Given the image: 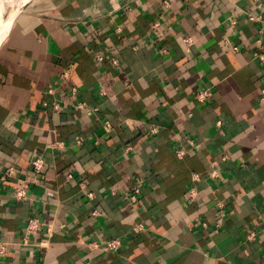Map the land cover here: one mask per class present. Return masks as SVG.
I'll list each match as a JSON object with an SVG mask.
<instances>
[{"label":"crops","instance_id":"crops-1","mask_svg":"<svg viewBox=\"0 0 264 264\" xmlns=\"http://www.w3.org/2000/svg\"><path fill=\"white\" fill-rule=\"evenodd\" d=\"M30 2L0 44V264H264V0Z\"/></svg>","mask_w":264,"mask_h":264},{"label":"built area","instance_id":"built-area-1","mask_svg":"<svg viewBox=\"0 0 264 264\" xmlns=\"http://www.w3.org/2000/svg\"><path fill=\"white\" fill-rule=\"evenodd\" d=\"M248 19L250 21H253V22H258V21H262V16L261 15H252V14H249L248 15ZM233 23H235V21H233ZM186 43L190 44L192 41L191 39H186L185 40ZM259 44L262 45L263 44V41L261 39L258 40ZM237 49V48H235ZM99 60H102L103 57L100 55L98 56ZM261 58L264 60V54L261 56ZM113 64L114 65H118L117 61L116 60H113ZM63 79H68L69 77V71H65L62 75ZM205 96H200V99L203 100ZM156 128L153 127L151 129L152 132H156ZM63 145V144H61ZM178 154L180 156H183L185 154V151L183 150H180L178 151ZM44 165H45V161L42 157H36L33 159L32 161V166H33V172L36 174V175H40L43 173V170H44ZM18 175V172L17 170L14 168V167H10L8 169H6V171L3 173V176L2 178L3 179H6V178H14V177H17ZM69 178L72 179V175H69ZM198 179V175H195V180ZM141 180H137V183L135 184V186L132 188V191H133V196H132V200L135 201L136 198H137V195L140 194V188H139V183H140ZM14 193H15V196L17 197V199H26L27 196H28V187L26 185H22V186H19L17 188H15L14 190ZM196 195V189L195 188H192L191 190V193H190V196H189V199L190 201H192V199L195 197ZM91 196V195H90ZM41 229V223L40 221L37 219V218H33L29 221V223L27 224L26 226V232L27 233H35L37 231H39ZM140 228L139 227H136L135 230H139ZM93 247L94 246H98L99 244H97L96 242H93L91 244ZM121 245V241L118 240V239H115V240H111V241H108L106 244H105V248L108 249V250H111V251H114V250H117ZM7 253V247L5 244L1 243L0 244V256H3Z\"/></svg>","mask_w":264,"mask_h":264},{"label":"bare ground","instance_id":"bare-ground-1","mask_svg":"<svg viewBox=\"0 0 264 264\" xmlns=\"http://www.w3.org/2000/svg\"><path fill=\"white\" fill-rule=\"evenodd\" d=\"M29 2L30 0H0V44L7 35L13 20ZM9 7L13 12L7 18L5 12Z\"/></svg>","mask_w":264,"mask_h":264},{"label":"rangeland","instance_id":"rangeland-1","mask_svg":"<svg viewBox=\"0 0 264 264\" xmlns=\"http://www.w3.org/2000/svg\"><path fill=\"white\" fill-rule=\"evenodd\" d=\"M32 2H33V1H32ZM32 2H30V3H32ZM28 4H29V3H28ZM28 4H27V5H28ZM25 7H26V6H25ZM25 7H24V8H25ZM24 8H23V9H24ZM23 9H21V11H22ZM12 12H13V10L9 7V8L6 10V12H5V13H6V17L9 18ZM8 15H9V16H8ZM14 20H15V19H14Z\"/></svg>","mask_w":264,"mask_h":264}]
</instances>
